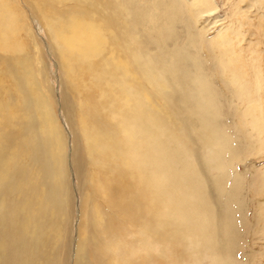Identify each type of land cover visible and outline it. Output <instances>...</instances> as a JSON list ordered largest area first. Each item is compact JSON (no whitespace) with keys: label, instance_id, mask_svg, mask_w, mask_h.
Listing matches in <instances>:
<instances>
[{"label":"bare ground","instance_id":"6f19581e","mask_svg":"<svg viewBox=\"0 0 264 264\" xmlns=\"http://www.w3.org/2000/svg\"><path fill=\"white\" fill-rule=\"evenodd\" d=\"M75 1L79 6L64 17L55 19L56 13L46 5L39 10L60 45L66 73L78 80L87 74L103 100L101 105L92 104L86 96L82 102L85 108L90 103L92 110L105 114L94 120L84 114L81 121L91 161L111 175L107 179L103 174L105 184H95L101 186L111 208L119 210L118 216L126 212L142 242L148 237L157 243H181L187 249L185 255L196 258V264L206 251L212 264H238L230 252L237 242L229 209L232 197L225 194L222 203L220 192L219 214L214 196L205 195L201 169L194 163L197 149L191 144V133L198 132L208 149L206 167L218 171V190L226 192L225 157H235L242 144L251 145L252 137L236 142L219 124L224 96L210 81L216 74L226 77L221 78L223 84L242 102L243 126L249 124L259 146L264 145L260 79L254 75L251 82L242 76L232 50L234 29H220L206 40L203 28L195 27L198 18L216 9L213 0ZM16 15L9 0H0V47L4 50L21 46L15 35ZM203 50L208 54L203 55ZM32 105L21 91L15 110L11 105L0 107V182L6 179L10 188L8 195L4 191L0 195L17 192L21 196L3 211L0 201V264H52L41 250V245H48L47 238H37L30 249L28 232L41 231V226L34 228L30 223L29 209L49 206L55 211L59 207L54 201L57 188L69 197L62 181L60 144L50 137L59 129L50 120L43 121L41 133L46 138L38 144L29 116L41 102ZM98 121L103 127L94 124ZM75 165L80 171L79 156ZM114 178L120 180L119 185H110ZM91 213L96 224L100 212L96 207ZM113 218L102 233L123 236L116 225L108 227L109 221L115 222ZM56 226L52 222L53 230ZM98 240L95 249L100 257L93 264H134L118 254L126 246ZM23 252L33 260L28 262Z\"/></svg>","mask_w":264,"mask_h":264},{"label":"rangeland","instance_id":"374dc122","mask_svg":"<svg viewBox=\"0 0 264 264\" xmlns=\"http://www.w3.org/2000/svg\"><path fill=\"white\" fill-rule=\"evenodd\" d=\"M213 1L215 6L217 5L216 9L203 14L194 22V25L199 29L203 28V36L206 40L212 39L220 29L226 27L234 29L232 50L237 55L236 64L239 63L240 71L245 79L252 82L254 75L259 77L261 88L258 93L264 106V0ZM9 2L17 14L18 31L16 30L15 35L21 46L14 51L0 47V107L11 105L12 110H15L14 106L20 99L21 91L35 107L41 102V106L35 109L36 112L34 110L32 114L30 113L29 121L37 133V139L40 140L37 141L38 144L46 138L45 134L41 133L43 121L50 120L59 129L57 134L50 137L59 141L64 171L62 181L66 184L69 193L67 198L65 191L59 192L57 188L58 192L54 201L59 207L55 211L49 206H44L41 210L36 207L29 209L28 218L32 221L30 223L34 225V228L36 225L41 226V231L36 229L37 231L33 234L28 232L27 241L30 243V249H33L37 238L41 241L47 238L49 243L46 246L41 245V250L52 264H62V262L93 264L94 259L89 255L87 247L93 245L95 249V242L98 239H104L105 234L102 230L113 215L115 222L109 221L111 225L108 227L113 225L114 228L116 225L117 232L123 235L125 244L135 243L133 251L128 247L125 249L130 250L127 256L129 262L196 264L194 261L196 258L192 259L188 254L185 255L187 249H183L184 245L181 243H157L153 238L147 237L146 243H151V246L144 247L141 237L137 234L138 229L130 222V217L126 216V212L123 217L118 216L119 210L111 208L112 205L107 201L101 186L98 187L95 184L102 181L105 184L103 174H106L107 179L111 175L104 173L105 169L100 170L99 164L96 165L91 161L81 121L84 114L92 118L105 115L102 110L96 112L92 107V104L101 105L103 100L91 85L87 74L78 80L75 77L72 79L73 77L66 73L60 45L52 34L47 18L39 10L42 6L43 8L45 5L48 6L52 13H56V19V17H64L72 8H77L79 3L75 0H9ZM53 19L52 17L51 23L56 21ZM178 31L179 34L182 33V28L179 27ZM202 54L207 55V50H203ZM221 78L216 74L210 76L213 86L224 96L221 99L219 124L223 126L228 136L231 135V139H236V142H243V139L248 141V138L252 137L251 145L250 143L242 144L241 151L239 150L233 158L227 159L226 155L227 162L223 172L226 192L218 190V171L208 170L206 167L208 149L204 146L203 140L201 141L202 138L198 136V132L191 133V144L194 150L197 149L195 151L197 160L194 163L201 169L205 195L214 196L212 198L218 203L215 210L219 214L222 211V205L217 200L220 192L222 203L225 202V194L232 197L233 201L231 200L229 209L237 231V242L230 249L233 260L238 264H264V145L259 146L254 137V130L250 129L249 124L243 126L244 111H240L243 104L227 90ZM86 96L90 97L89 100L92 103L87 105L88 109L85 108L86 104H83ZM244 119L247 120L245 117ZM1 120L0 117V123ZM77 156L81 158L80 171L75 165ZM5 180L0 182V193L4 191L5 195H8L10 188L6 186ZM119 182V179L114 178V182L110 185L117 186ZM235 184H237L236 187ZM20 197L17 192H12L8 197L0 195L2 211L5 205L18 202ZM96 207L100 214L95 224L92 220L95 216L92 215L91 210L93 211ZM52 222L57 224L54 230ZM220 253L222 252L218 254ZM178 254L183 256L175 261L174 258ZM23 256L29 259L28 262L33 260L30 253H24ZM209 256L212 257L210 252L206 251L201 258L197 257L199 260L197 264H212Z\"/></svg>","mask_w":264,"mask_h":264},{"label":"water","instance_id":"95a60500","mask_svg":"<svg viewBox=\"0 0 264 264\" xmlns=\"http://www.w3.org/2000/svg\"><path fill=\"white\" fill-rule=\"evenodd\" d=\"M96 118V117H95ZM93 120H94V118H93ZM94 124H96V125H98V126H100V127H103L102 126V124L103 123H101V121H98V122H95ZM103 238L105 239V244L107 243V244H116L117 246H119L120 248H122L123 246H126V247H128L131 251H133L134 249H135V244L132 242V243H129V244H125L124 242H123V239H122V236H109V235H104L103 236ZM104 239H103V241H104ZM149 244H151V243H146V241H143V245H144V247H146V246H148ZM109 245L107 246V247H109ZM151 246V245H150ZM88 248V253H89V255L93 258V259H95V260H97L98 259V257H100V252H99V250H97V249H94V247H93V245L92 246H88L87 247ZM126 249V248H125ZM124 248L122 249V250H120V253H118L119 255H120V257H122L123 259H125V258H127V255H128V253H127V251L129 252L130 250L129 249H127V250H125ZM108 252H110V250L108 251Z\"/></svg>","mask_w":264,"mask_h":264}]
</instances>
